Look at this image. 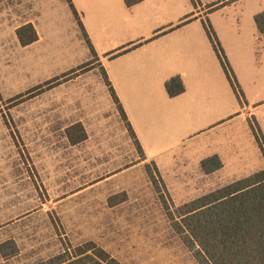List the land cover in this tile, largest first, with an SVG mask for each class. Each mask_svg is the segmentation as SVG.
<instances>
[{"label": "rangeland", "instance_id": "rangeland-1", "mask_svg": "<svg viewBox=\"0 0 264 264\" xmlns=\"http://www.w3.org/2000/svg\"><path fill=\"white\" fill-rule=\"evenodd\" d=\"M71 4L78 17L68 0H0V243H17L0 264H33L87 241L122 264H196L166 209L264 168V34L254 22L264 0H146L132 10L125 0ZM29 22L38 40L22 47L16 30ZM184 32L198 53L212 47L218 65L186 78L181 101L150 99L149 134L162 142L146 145L142 161L110 76L126 47L156 41L161 76L180 79L174 49ZM98 165L116 176L74 189Z\"/></svg>", "mask_w": 264, "mask_h": 264}, {"label": "trees", "instance_id": "trees-1", "mask_svg": "<svg viewBox=\"0 0 264 264\" xmlns=\"http://www.w3.org/2000/svg\"><path fill=\"white\" fill-rule=\"evenodd\" d=\"M125 1L133 5L141 0ZM68 2L74 16L78 17L70 0ZM78 21L80 23V19ZM254 22L257 30L264 34V12L256 15ZM206 34L212 42L213 36L209 29ZM16 36L22 47L38 40V34L31 23L19 27ZM213 47L217 51L214 43ZM218 58L225 70L224 61L219 54ZM107 85L110 87L108 82ZM165 89L171 97L184 91L178 77L167 81ZM110 92L118 104L111 87ZM118 106L126 118L120 104ZM128 126L138 151H141L129 123ZM259 148L263 150L261 145ZM211 158L218 167V159ZM150 178L155 183L151 175ZM169 210L166 209L173 230L180 236L196 264H264V168L185 203L173 213ZM16 248L14 239L5 240V243H0V257H12ZM33 264L122 263L94 242L87 241L75 246L64 245L56 254Z\"/></svg>", "mask_w": 264, "mask_h": 264}, {"label": "crops", "instance_id": "crops-1", "mask_svg": "<svg viewBox=\"0 0 264 264\" xmlns=\"http://www.w3.org/2000/svg\"><path fill=\"white\" fill-rule=\"evenodd\" d=\"M36 1L39 2V0ZM144 2H146V0H142L139 3L129 6V10L140 7L144 4ZM74 11L76 12V10ZM197 21V17L188 18L184 26H182V28H184L183 30H185L186 32L187 30H189L188 28H190V24H193ZM255 29H257L256 24ZM185 32L181 34L179 41L175 45L174 49L176 63L175 67L178 66V69H181L180 73H177V75L180 77V81H182V85L184 87V92H182L181 94L175 97H169L166 93L165 87L163 91L161 90L162 86H164V84L166 83L165 81L167 74L166 76H161L160 69L164 67V61L158 63L162 59L159 57L162 56L160 55V50L158 49L160 45L156 41L155 43H147L146 41H143L142 43L136 44L135 47L130 46L128 47L129 49L126 47V49H124V51H122L118 55V58H121L120 60H123L120 69L117 70V72H114V76H110L112 90H114L115 92L118 104H120L122 110L127 115L129 120V122H127L132 128L142 151H144V160L142 161H145L147 159L145 155L146 145H157L162 142L159 138L153 137V135L149 134V126L146 113H148L147 110L151 108L149 106V104L152 103L150 99L153 98L155 99V101H181L188 89L186 85V78L196 75L197 73L210 74L208 66L210 65V67L213 68L216 66V64L218 65L216 61L217 59H215L216 55L211 45H209V49L211 47V55L208 53V51H206L205 55H202L198 53L197 45L193 43V38ZM182 38H189V40L181 41ZM199 60H202L207 64L206 67L201 68L203 69L201 70V72L200 69H196L192 64ZM188 65L190 66L188 67ZM183 69H185L186 71H184ZM221 76L223 77V75ZM195 78L197 77H194V79ZM53 92L56 93V91ZM63 102L69 104L67 101ZM180 108L183 109V107ZM80 121L82 120H78V122L76 123H80ZM70 125V123H63V126L61 128L62 130H65L68 129ZM87 138L88 137L82 138V140H73L72 142L68 138H66V144H68L69 147H75L86 141ZM150 142L151 144H149ZM102 166L103 165L90 167L93 168V170L95 169V171H91L92 173H89L90 176L81 175V177L78 178H92V180L85 182L74 189H81L80 191L82 192L86 189H93L95 187L97 188L116 176L115 174L117 170L106 171L102 169L104 168ZM47 168V171H53L52 166L48 165ZM96 171H98V173L94 174L93 172ZM70 180H68V182H70ZM77 192L79 191H74L72 194H75Z\"/></svg>", "mask_w": 264, "mask_h": 264}]
</instances>
